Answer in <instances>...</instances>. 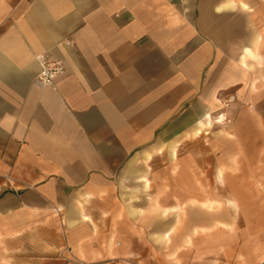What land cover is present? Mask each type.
Listing matches in <instances>:
<instances>
[{"label":"crops","instance_id":"obj_1","mask_svg":"<svg viewBox=\"0 0 264 264\" xmlns=\"http://www.w3.org/2000/svg\"><path fill=\"white\" fill-rule=\"evenodd\" d=\"M220 139L264 156V0H0V264H241L183 169Z\"/></svg>","mask_w":264,"mask_h":264},{"label":"rangeland","instance_id":"obj_2","mask_svg":"<svg viewBox=\"0 0 264 264\" xmlns=\"http://www.w3.org/2000/svg\"><path fill=\"white\" fill-rule=\"evenodd\" d=\"M246 120L244 115L240 121ZM244 132L247 143L251 142L254 133ZM229 133L226 130L221 134L228 137ZM217 141L220 146L211 148L216 158H207V150L194 161L183 158V169L199 174L200 217L206 218L210 208L217 221L232 225L217 230L216 234L224 238L214 244L218 256L241 264H264V156L251 158L254 148L247 146L248 158H222L223 151L232 153L235 148L224 139ZM213 199L214 209L209 205Z\"/></svg>","mask_w":264,"mask_h":264},{"label":"built area","instance_id":"obj_3","mask_svg":"<svg viewBox=\"0 0 264 264\" xmlns=\"http://www.w3.org/2000/svg\"><path fill=\"white\" fill-rule=\"evenodd\" d=\"M38 73L36 80L38 84L46 88H54L57 80L64 72L63 63L46 54H41L36 57Z\"/></svg>","mask_w":264,"mask_h":264},{"label":"bare ground","instance_id":"obj_4","mask_svg":"<svg viewBox=\"0 0 264 264\" xmlns=\"http://www.w3.org/2000/svg\"><path fill=\"white\" fill-rule=\"evenodd\" d=\"M218 122H221L220 120Z\"/></svg>","mask_w":264,"mask_h":264}]
</instances>
